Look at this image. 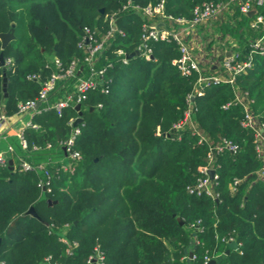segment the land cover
<instances>
[{
    "label": "trees",
    "instance_id": "trees-1",
    "mask_svg": "<svg viewBox=\"0 0 264 264\" xmlns=\"http://www.w3.org/2000/svg\"><path fill=\"white\" fill-rule=\"evenodd\" d=\"M160 1L164 18L148 20L132 9L123 10L127 0H0V34L13 33L4 50L0 45L3 61L12 64L9 69L0 66V113L8 118L20 104L38 97L56 71L53 58L63 67L83 59L78 44L84 28L105 34L106 17L113 16L124 34L114 37L96 64V69L106 68L102 85L80 103L82 122L73 146L80 159L71 162V174L56 168L66 161L61 145L70 137L69 122L78 113L68 107L58 116L43 108L72 94L85 68L74 78L56 82L40 112L32 115L31 126L21 132L24 149L16 137L7 140L14 161L22 159L33 167L47 164L51 191L42 193L37 187L41 174L0 168L1 264H43L45 258L50 263L86 264L97 246L105 264H202L205 255L216 264H264V175L258 176L262 164L252 134L240 126L241 109H221L233 99L229 85L208 87L193 101L203 134L238 147L235 154L224 152L213 159L217 200L197 197L188 194L187 187L200 176L207 147L197 145L188 129H172L182 118L196 73L180 75L172 64L180 58L174 43L147 42L151 61L137 56L123 65L115 55L117 50L135 51L143 25L161 22L165 29L176 28L168 18L189 20L194 7L220 0L132 4L145 8ZM255 12L264 18V5ZM253 18L232 4L211 23L216 32L210 35L208 50H229L245 60L250 42L262 35L250 27ZM226 38L235 46L228 41L223 45ZM223 57L213 61V70H221ZM236 84L254 100L251 110L264 122V55L253 56ZM235 179L240 183L231 192ZM30 208L37 217L26 214ZM227 236L240 243L237 250L222 242ZM61 237L76 243L71 255Z\"/></svg>",
    "mask_w": 264,
    "mask_h": 264
},
{
    "label": "built area",
    "instance_id": "built-area-1",
    "mask_svg": "<svg viewBox=\"0 0 264 264\" xmlns=\"http://www.w3.org/2000/svg\"><path fill=\"white\" fill-rule=\"evenodd\" d=\"M232 4L238 5L240 14L247 15L251 11L255 12L256 7H262L264 5V0H220L216 3H203L194 7L192 17L189 20L168 18L171 26L173 24L177 25L176 28L170 27L169 30L165 29L161 22H152V24L143 25L141 28L140 44L135 49V51L139 53L138 56L146 61H151V51L147 46V42L163 41L166 43H174L178 47L180 58L172 61V64L177 66L180 75L182 77H190L192 73H196L197 77L193 83L192 91L186 97V105L183 110L182 118L172 126V129L180 132L186 128L190 134L196 138L197 145H206L207 152L205 165L199 170L200 176L196 180V183L193 186L187 187V193L197 197L202 195L208 196L213 200H217L218 197L212 189L214 182L217 180L213 159L216 155L223 154L224 152L235 154L238 147L225 138L213 142L197 127L195 121L197 108L193 101L196 96H201L204 89L208 87L217 86L221 83L229 85L233 93V99L222 105L221 109L227 110L231 106H237L241 109L242 119L240 120V126L242 129L250 131L252 134L255 144V155L258 161L262 164L261 169L258 171V176L262 178L264 175V122L261 121L259 116L254 114L251 110V107L255 103L254 100L249 98L247 93L241 92L236 84L237 77L246 74L248 69H250L253 56L264 55V18L261 15H257L256 12L252 16L254 18L249 24L250 27L257 30L259 29L260 32H262V35L260 38L250 42L249 54L245 60H241L238 53L229 50L220 51L214 46L212 49L208 50L206 45L209 43L210 38L205 39L202 37L203 31L210 27L212 22L220 19L224 14H227ZM163 6L164 2L160 1L153 7L147 6L145 8H140L133 5L132 0H127L123 10L132 9L143 18L150 20L155 16L164 18ZM106 21L108 22L109 29L105 34L101 35L89 28L83 29V36L78 44V48L84 52L82 60H74L68 66L63 67L56 58H53L56 71L43 84L41 91L35 100L28 101L18 106L16 113L17 116L34 115L39 113L41 105L47 101V96L53 91L56 82L74 78L80 75L84 71V68L85 74L78 79L74 87V92L56 102L53 106L44 107V111L52 109L58 116H60L62 111L68 107L75 110L76 105H80L87 92L96 90L97 87L102 85L106 68L96 69V64L100 61L104 52H106L111 46L114 37L124 35L121 30L116 28L115 18L113 16L106 17ZM226 41L230 44L232 43L226 38L223 41V45H225L224 43ZM232 45L235 46L234 43H232ZM220 54H224V57L220 60L221 70H213V63L218 59ZM115 55L123 65H126L129 61L127 59V55L129 54H126L122 50H117ZM3 64L7 69L12 65L10 59L4 60ZM109 67L110 64L107 65V68ZM35 78V76L29 77V79L33 80H35ZM103 91L104 89L101 88V92ZM8 119V117H5L0 113V123L7 121ZM76 119L69 122V125L72 128L70 137L61 145V148L65 149L66 161L60 163L56 168V172L63 171L71 174L73 172L71 162L80 159V155L73 151L75 139L79 134V125L81 124L80 123L78 126L74 127ZM27 126H31L30 123ZM13 127V125H9L4 130L3 138H7L11 135V129ZM14 134H16L15 137L19 140V144L24 149L25 141L21 132L14 131ZM13 151V147L8 145L4 152H0V168L8 167V160H13L11 158ZM46 165L47 164H40L33 167L22 159L17 161L13 160V171L17 169L20 172H36L37 174H41L37 187L42 193H50L51 174L47 170ZM210 171H213L212 176L209 175ZM239 183L240 180H233L229 186L231 192H234ZM59 240L67 245L68 248L66 249V254L71 255L72 249L76 247V243L69 244L64 237H61ZM222 242L233 245L236 250L240 246V243L236 242L232 236L223 238ZM190 259H194L192 253ZM211 260L215 259L205 255L202 264H208ZM43 264L60 263H50V259L45 258ZM86 264H105L104 254L98 246L93 249L92 253L86 260Z\"/></svg>",
    "mask_w": 264,
    "mask_h": 264
},
{
    "label": "water",
    "instance_id": "water-1",
    "mask_svg": "<svg viewBox=\"0 0 264 264\" xmlns=\"http://www.w3.org/2000/svg\"><path fill=\"white\" fill-rule=\"evenodd\" d=\"M254 14H255V12L254 11H251V12H249L247 14V16L248 17H252ZM12 40H13V33H12V31H9L8 33L0 34V45H1V49L4 50L7 47V45ZM138 55H139V53L137 51H135V52L127 55V59L128 60H131V59L137 57ZM2 65H3V57H2V55H0V66H2ZM3 92H5V79L3 80ZM5 96H6V94H5ZM75 111L78 113V118L76 119V121L74 123V127L78 126L82 122L81 112H80V105H76ZM62 151H63L64 155L66 156L65 149L64 148H62ZM7 169L9 171H11V172L13 171V160H11V159L8 160V167H7ZM209 175L212 176L213 175V171H210ZM47 203L50 204L51 202L48 200ZM26 214H29V215H31L33 217H37L36 214L34 213L33 208H30L26 212ZM178 222H179V225H182L183 224L182 221H180V220H178ZM190 256H191V253H190ZM208 264H216V261L215 260H211V261H209Z\"/></svg>",
    "mask_w": 264,
    "mask_h": 264
},
{
    "label": "crops",
    "instance_id": "crops-1",
    "mask_svg": "<svg viewBox=\"0 0 264 264\" xmlns=\"http://www.w3.org/2000/svg\"><path fill=\"white\" fill-rule=\"evenodd\" d=\"M31 117L32 115H16L10 117L7 121L0 123V152H4L6 150V147L9 145L7 140L15 138L16 134H14V131L22 132V130L27 127V125L30 123ZM9 125L14 126L11 129V135L7 138H3V132Z\"/></svg>",
    "mask_w": 264,
    "mask_h": 264
},
{
    "label": "rangeland",
    "instance_id": "rangeland-1",
    "mask_svg": "<svg viewBox=\"0 0 264 264\" xmlns=\"http://www.w3.org/2000/svg\"><path fill=\"white\" fill-rule=\"evenodd\" d=\"M214 25V24H213ZM212 25V28L211 27H208L206 28L203 33H202V37L205 38V39H209L210 38V35L212 37V35L214 34V32H216V29L215 27Z\"/></svg>",
    "mask_w": 264,
    "mask_h": 264
}]
</instances>
